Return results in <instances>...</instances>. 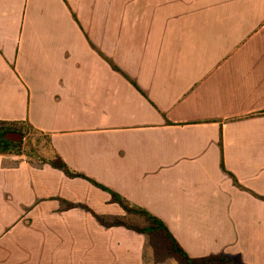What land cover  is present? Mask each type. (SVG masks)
<instances>
[{"label":"crops","instance_id":"obj_1","mask_svg":"<svg viewBox=\"0 0 264 264\" xmlns=\"http://www.w3.org/2000/svg\"><path fill=\"white\" fill-rule=\"evenodd\" d=\"M0 121L30 123L191 258L264 264V0H0ZM94 214L127 216L0 155V264H156L148 236Z\"/></svg>","mask_w":264,"mask_h":264},{"label":"trees","instance_id":"obj_2","mask_svg":"<svg viewBox=\"0 0 264 264\" xmlns=\"http://www.w3.org/2000/svg\"><path fill=\"white\" fill-rule=\"evenodd\" d=\"M101 55L106 58L102 53ZM106 59L115 70L120 71V68H118L110 59ZM135 86L137 85L135 84ZM32 135L43 136L30 123L0 121V155H27L25 153L27 145L26 142L32 137ZM45 138L50 145V138ZM43 164H49L53 168L62 171L67 177L71 179L81 178L87 180L97 188L108 192L112 197V202L119 204L125 210L127 216L106 218L94 214L95 217L100 222V224L107 228L125 227L137 233L148 236V238L150 239V247L154 254V262L156 264H165L169 261H172L175 264H242L238 259H234L228 256H211L198 259L191 258L172 235L167 225L148 211L130 203L124 197L115 193L104 185L88 178L81 173L73 171L56 153L53 154V157L51 159H45L43 161ZM222 169L233 179L234 184L237 187L242 190H246L240 185L236 177L226 170L223 162ZM255 196L259 197L258 195ZM259 198L264 200L263 197ZM69 207L74 208L77 207V205L71 204L69 205ZM80 207L90 211V209L85 206ZM133 216H141L145 218V220L147 221V225L144 227H136L128 224L127 220H130Z\"/></svg>","mask_w":264,"mask_h":264},{"label":"rangeland","instance_id":"obj_3","mask_svg":"<svg viewBox=\"0 0 264 264\" xmlns=\"http://www.w3.org/2000/svg\"><path fill=\"white\" fill-rule=\"evenodd\" d=\"M25 155L29 161L36 165L43 164V161L49 160L53 157L48 141L45 137L40 135H32V137L26 142ZM128 224L132 226L144 227L147 225L145 218L141 216H133L130 220H127ZM168 264V263H167ZM169 264H175L169 261Z\"/></svg>","mask_w":264,"mask_h":264}]
</instances>
